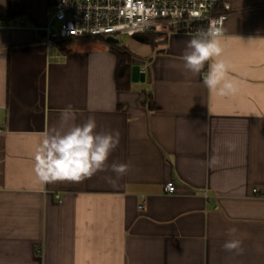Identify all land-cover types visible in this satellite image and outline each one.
<instances>
[{
	"label": "crops",
	"instance_id": "0c3cea01",
	"mask_svg": "<svg viewBox=\"0 0 264 264\" xmlns=\"http://www.w3.org/2000/svg\"><path fill=\"white\" fill-rule=\"evenodd\" d=\"M224 1L221 97L207 63L184 68L188 35L131 52L146 81L119 91L105 39L47 45V0H0V264H264V0ZM69 106L119 145L91 178L39 183L35 147Z\"/></svg>",
	"mask_w": 264,
	"mask_h": 264
},
{
	"label": "clouds",
	"instance_id": "9594fccd",
	"mask_svg": "<svg viewBox=\"0 0 264 264\" xmlns=\"http://www.w3.org/2000/svg\"><path fill=\"white\" fill-rule=\"evenodd\" d=\"M221 23L220 20H211L207 30H197L187 41L183 64L187 71L199 74L207 63L208 74L203 83L210 92L223 97L234 91V84L228 75L229 66L222 58V31L217 27ZM74 120L75 113L70 106L62 109L60 126L46 132L36 145L34 174L39 183L81 182L106 169L111 152L119 145V133L95 131L97 125L91 117L83 124L70 123ZM226 146L229 151L235 149L230 141ZM218 162L219 158L214 155L209 164L212 166ZM110 170L118 179L128 172L129 165L113 163ZM109 182L115 183L112 178ZM235 232L236 229H229L232 238L224 243L223 248L239 255L243 253V242L235 237Z\"/></svg>",
	"mask_w": 264,
	"mask_h": 264
},
{
	"label": "built area",
	"instance_id": "2783aa9c",
	"mask_svg": "<svg viewBox=\"0 0 264 264\" xmlns=\"http://www.w3.org/2000/svg\"><path fill=\"white\" fill-rule=\"evenodd\" d=\"M49 22L45 43L74 39L134 37L154 34L156 42L173 34L191 38L209 21L220 20L223 28L231 7L224 0H47ZM4 131L0 127V135ZM173 182L166 185L174 193ZM142 208V207H140Z\"/></svg>",
	"mask_w": 264,
	"mask_h": 264
},
{
	"label": "trees",
	"instance_id": "16d2710c",
	"mask_svg": "<svg viewBox=\"0 0 264 264\" xmlns=\"http://www.w3.org/2000/svg\"><path fill=\"white\" fill-rule=\"evenodd\" d=\"M149 36L150 38H148ZM149 36L146 34H140L135 35L133 38H135L138 42L153 46L154 36ZM108 46L110 48V51L117 59V67L115 73L117 89L119 91H128L132 86V67L134 56L127 47H124L120 44L116 45L108 43ZM150 99V95H146L143 100V104L147 105L151 110H153L155 107Z\"/></svg>",
	"mask_w": 264,
	"mask_h": 264
},
{
	"label": "rangeland",
	"instance_id": "374dc122",
	"mask_svg": "<svg viewBox=\"0 0 264 264\" xmlns=\"http://www.w3.org/2000/svg\"><path fill=\"white\" fill-rule=\"evenodd\" d=\"M154 36L153 42L155 44V40L157 36L154 34H146ZM150 38V36L148 37ZM118 39L120 40V45L127 47L133 54L136 56L144 55L146 51H148V45L138 42L135 38L129 36H119ZM106 40V39H105Z\"/></svg>",
	"mask_w": 264,
	"mask_h": 264
},
{
	"label": "water",
	"instance_id": "95a60500",
	"mask_svg": "<svg viewBox=\"0 0 264 264\" xmlns=\"http://www.w3.org/2000/svg\"><path fill=\"white\" fill-rule=\"evenodd\" d=\"M106 41L110 44H120L118 38L108 37ZM146 81L145 72L141 71L140 65H133L132 67V82L133 83H144Z\"/></svg>",
	"mask_w": 264,
	"mask_h": 264
}]
</instances>
